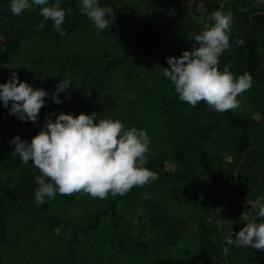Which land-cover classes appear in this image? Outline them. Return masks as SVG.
Here are the masks:
<instances>
[{
    "label": "trees",
    "instance_id": "16d2710c",
    "mask_svg": "<svg viewBox=\"0 0 264 264\" xmlns=\"http://www.w3.org/2000/svg\"><path fill=\"white\" fill-rule=\"evenodd\" d=\"M10 3L0 0V83L15 73L49 95L32 124L0 101V264H264V251L226 243L230 231L235 239L253 222L264 202V4L154 0L162 10L153 14L124 0H99L113 8L115 19L97 33L80 12V0H61L63 8L73 9L61 36L39 6L14 16ZM217 10L234 17L220 70L227 65L237 76H252V87L238 97L240 107L224 113L180 101L163 66L156 64L159 79L147 68L193 50L194 36ZM22 51L30 56L23 58ZM25 61L34 66L26 74L12 68ZM62 79L71 84L57 104L52 95ZM118 80L130 92L122 103L116 99ZM61 112L96 113L97 123L111 117L146 130V167L158 179L124 196L57 193L36 204L35 177L42 174L13 154L11 141L19 135L30 143L46 117L55 113V120ZM157 188L160 195L153 198ZM79 206L85 211L74 219L69 211Z\"/></svg>",
    "mask_w": 264,
    "mask_h": 264
},
{
    "label": "clouds",
    "instance_id": "9594fccd",
    "mask_svg": "<svg viewBox=\"0 0 264 264\" xmlns=\"http://www.w3.org/2000/svg\"><path fill=\"white\" fill-rule=\"evenodd\" d=\"M40 7V15L53 22L54 28L63 36L66 16L73 12L65 9L61 0H11L10 11L20 16L28 10ZM79 10L94 24L97 33L109 27L115 19L111 6H101L99 0H80ZM203 30L194 36L191 51L185 50L180 57L167 58L169 67L163 75L174 85L180 101L192 107L205 103L216 112L234 111L240 107L238 97L252 87V76L245 72L237 76L229 66L220 70V56L230 48L233 13L214 11L207 17ZM44 27L41 23L37 30ZM239 39L237 44L243 46ZM70 80L62 79L52 99L61 103L59 95L65 92ZM49 93L22 82L13 73L7 83H0V101L10 114L21 121L37 122L45 97ZM46 117L43 128L29 143L19 135L11 143L13 154L27 164L32 162L42 175L35 177L38 187L34 190V202L42 205L46 198L83 193L93 199L124 196L133 187H143L158 179V174L146 167L151 140L144 129L126 127L120 119L100 118L97 114L79 115L61 112L55 120ZM264 200V198H261ZM259 218L261 222H256ZM59 236L60 229L54 230ZM227 244L248 246L264 251V202L259 203L253 222L245 226L233 239L228 233Z\"/></svg>",
    "mask_w": 264,
    "mask_h": 264
},
{
    "label": "rangeland",
    "instance_id": "374dc122",
    "mask_svg": "<svg viewBox=\"0 0 264 264\" xmlns=\"http://www.w3.org/2000/svg\"><path fill=\"white\" fill-rule=\"evenodd\" d=\"M124 2L128 3L129 5H134V7L136 8L135 9L136 11L137 10H139V11H148V12L153 13V14H160V12L162 10V7L157 6L154 3V0H124ZM192 7H194V5H192ZM191 11H192V9H191ZM167 14H168V16L172 15V13H170V12H167ZM21 54L23 55V58H25V56L26 57L30 56V53L28 51H24V52L22 51ZM156 64H157V66H163V68L164 67H169L168 63H164V62H161V61H159V62H157V63H155L153 65L149 64L147 66V68L149 69V72L151 73L153 79H159L160 78L159 77L160 76V74H159L160 70L157 68ZM33 67L34 66H32L31 63L25 61L24 62V66L15 65L12 68L14 70H19L20 72L26 74V72H27L26 70H28V69L32 70ZM148 79H149V77L145 78V81H147ZM23 82H27L29 85L32 84V81H30L29 78H26ZM122 82L123 81L118 80V81H116L114 83V87L118 91V94H117V97H116L117 101L119 99H121V98H124L125 95H130V92L127 91V89H126V85L124 83H122ZM119 102L122 103L121 100H119ZM27 123L28 124H32L33 122L32 121H27ZM225 157H226V159H228L229 155H226ZM169 167H170V170H172V171L176 170V166L175 165H169ZM159 191H160V188H157V191L153 194V198H155L157 195H160ZM147 197H148L147 193L142 194V198H147ZM70 211H69V213L72 215V217L74 219H80L81 216L83 215L85 209L82 208L81 206H79V207H76L74 209H71ZM189 213H191V212H189ZM31 221L32 220L30 218L27 219V222H31ZM27 243H28V241L26 240V241H24L22 243V245L26 246Z\"/></svg>",
    "mask_w": 264,
    "mask_h": 264
},
{
    "label": "built area",
    "instance_id": "2783aa9c",
    "mask_svg": "<svg viewBox=\"0 0 264 264\" xmlns=\"http://www.w3.org/2000/svg\"><path fill=\"white\" fill-rule=\"evenodd\" d=\"M258 3H263L264 4V0H256Z\"/></svg>",
    "mask_w": 264,
    "mask_h": 264
}]
</instances>
